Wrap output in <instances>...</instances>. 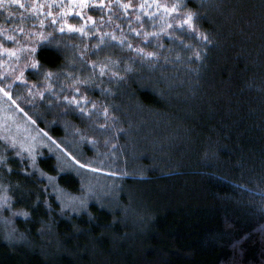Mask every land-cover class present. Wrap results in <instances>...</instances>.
I'll use <instances>...</instances> for the list:
<instances>
[{"label":"trees","instance_id":"16d2710c","mask_svg":"<svg viewBox=\"0 0 264 264\" xmlns=\"http://www.w3.org/2000/svg\"><path fill=\"white\" fill-rule=\"evenodd\" d=\"M21 3L25 8H0V44L20 28L37 32L32 57L42 68L24 79L49 90L34 122L57 150L38 151L35 166L25 165L28 174L14 156L8 164L14 171L0 169V196L10 189L5 194L16 213L10 238L0 228V264H264V0ZM129 3L133 7H121ZM157 3L186 5L180 11L192 13L211 42L184 34L181 43L175 14L157 12ZM69 24L87 34L69 31ZM131 28L160 36L145 40ZM104 33L117 39L103 36L100 44ZM124 36L133 49L119 43ZM189 44L202 59L192 60ZM136 47L159 55L142 57ZM48 71L53 76L46 80L41 73ZM77 79L90 81L81 91L124 130L118 148L125 147L126 133L132 150L121 159H95L111 197L87 200L73 211L61 208L54 188L84 195L82 156L91 150L83 146L81 154L67 140L70 129L87 128L80 111H69L75 106L63 100L74 94ZM110 200L116 205L105 204Z\"/></svg>","mask_w":264,"mask_h":264},{"label":"rangeland","instance_id":"374dc122","mask_svg":"<svg viewBox=\"0 0 264 264\" xmlns=\"http://www.w3.org/2000/svg\"><path fill=\"white\" fill-rule=\"evenodd\" d=\"M2 30V29H0ZM13 32V31H11ZM2 33V31H0ZM37 32L25 29V32H17L15 36L19 43L14 41L11 47L6 48L8 44L5 41H2L0 44V74L11 73L15 70L16 75L20 74V69L26 63H31L33 60L32 53L29 54L27 51H22V46L27 43L29 48H32L36 40L38 39ZM20 37V39H19ZM6 40V37L4 38ZM10 41L9 43H12ZM4 46V48L2 47ZM4 49H12L16 52V56H11L9 53L5 52ZM19 57V59H17ZM32 70L30 68H23L24 75L27 71ZM0 82L4 84H14L19 83L21 88L11 89L12 99L16 101V104L19 105V108L16 107V104H13L8 97H5L2 92H0V138L7 137L9 139H14L18 144L23 143L25 148L31 145L34 148V155L37 154L38 151L42 150V148H46L51 152H56L57 148H55L50 141L46 139V135L42 132L40 128L35 124L37 115V107L39 106V102L43 99V95L48 92V88L45 85H38L37 88L33 89V95L28 94V88L24 87L21 81L15 80V76H12L11 79H4V75H0ZM29 85H33L28 83ZM36 85V84H35ZM42 86V87H39ZM51 89V87H50ZM70 89V87H67ZM42 94V95H41ZM27 98V99H25ZM53 99L59 104L61 101L57 100V97L53 95ZM47 100V108L52 109L54 106H50V100ZM23 109L21 112L20 109ZM99 112H96L95 115L92 116L91 119L88 118V113L82 114L79 112V117L84 120L86 124V130H81L77 132V130H71L70 128V138H68V145L72 150H80L81 154L83 153L82 148L86 146L90 151V154L82 156V162L84 164H88V168H84L83 171V180L85 183L84 195L81 197L76 195L74 197L69 194L63 192L60 193V190L54 188V193L57 195L58 201L60 203L61 208L68 210H78L81 209L82 203H86L87 200H101L102 198L107 201L109 196L111 197V192L109 190V184L105 183L104 185L108 190L103 189V182L99 180L100 177L97 175V171L101 169L102 166L98 165L95 162V159L101 158L103 161L107 157L114 159H121L123 155H127L132 150V147L129 145V137L128 134H124L123 139H127V142L124 140L123 143L125 147H121L119 149L118 139L123 135L124 130L119 126L117 129L115 127V123L110 116V112L108 111V119L106 120L103 111L99 106H97ZM89 112H95L92 107H88ZM64 123L62 120H60ZM104 124L105 129H101L100 125ZM97 132L99 136H97ZM84 137L82 140L81 137ZM3 143L5 141L1 139ZM122 140V139H121ZM90 141H95L92 143ZM64 141H60L62 144ZM57 143V142H56ZM57 143L58 145H60ZM4 145V144H2ZM117 147V149H116ZM119 147V148H118ZM130 150V151H129ZM127 151V153H125ZM92 165V166H91ZM104 181V180H103ZM2 181L0 180V188H3ZM4 192V191H3ZM5 195V192L3 193ZM1 195V196H3ZM107 205L114 206L116 205V201L110 200ZM74 208V209H73ZM77 208V209H76ZM9 210V211H7ZM71 211V212H73ZM5 213V214H4ZM16 217V213L13 212L10 208L6 209L0 207V228L3 231V235L7 238H10V232L13 229V219Z\"/></svg>","mask_w":264,"mask_h":264},{"label":"snow or ice","instance_id":"6c2138e0","mask_svg":"<svg viewBox=\"0 0 264 264\" xmlns=\"http://www.w3.org/2000/svg\"><path fill=\"white\" fill-rule=\"evenodd\" d=\"M9 3L19 5V7L21 9L25 8V4L21 3V0H0V8H6V6ZM110 5H111V0H109V6ZM80 6L81 7H88L87 0H81ZM93 6L94 7H96V6H105L104 0H98V5H93ZM33 7L36 8V9H42L44 7V5H42V4H39V5L34 4ZM49 7H51V5ZM121 7H123L125 10H127L128 8L133 7V5L131 3H129V4L121 5ZM145 7H147V5H145V4H140L139 5V8H141V9H143ZM183 7H186V5L179 4V3L172 4L171 6L161 5L159 3H157V5H156L157 12H159V10L161 8H163L165 14H168V13L175 14V16L172 17V18L174 20L176 28H178L181 31V37H180V42L181 43H183V35L184 34H187L191 38H198V43H200V44L210 43L211 42L210 37L208 35L200 32L195 27L194 15L192 13H190V12L185 13V12H181L180 11V9L183 8ZM9 15H12V13H10ZM77 15H80L81 17L84 16L83 13H78ZM48 16H52V13L48 12ZM149 16H151L152 19H155V15L153 13L150 12ZM90 20H92V17H90V16L86 17V22L90 21ZM101 20H103V17H101ZM137 20L139 21V17H137ZM40 23H41V25H43V21H41ZM52 23L55 24L56 20L53 19ZM93 27H96L95 23H93ZM117 27H119V26H117ZM168 29L172 30L173 29V25L169 24L168 25ZM68 30L69 31L80 32L82 34H87V33H85V29H84L83 26L77 28L75 25L69 24L68 25ZM0 31H5V30H0ZM19 31L20 32H25V29L20 28ZM59 31L63 32L64 28L61 27L59 29ZM130 31L134 32L136 34V36L143 35L145 40H147L149 36H152L154 38H158L160 36L159 32H152V33L143 32L142 33L141 31H139V30H137L135 28H131ZM161 31L163 32L164 29L161 28ZM164 34L171 36L172 32L169 31V32H165ZM39 35H40L41 39H44V40L48 39V37L43 36L42 33L39 34ZM49 35H51V34H49ZM103 36H111L112 40H116L117 39V37L115 35H113L112 33H104L101 36V38H100V44L104 43ZM173 38H175V37H173ZM6 40L7 41H15L16 43H19V40L15 36H12V35H7L6 36ZM119 43L121 45H124V44L127 43V47L129 49H133V45L131 43L127 42V37L126 36L122 37L120 39ZM100 44H97L94 47L99 49L100 48ZM85 47L87 48V45H85ZM185 48H187V49H189V50H191L193 52L192 60L202 59L201 51L198 48H194L190 44L189 45H185ZM21 50L22 51H27L29 54L35 52V48H29L27 43H25L22 46ZM4 51L9 53V55H11V56H14V57L16 56V52L13 51L12 49H4ZM134 51L137 54L141 55L142 57L146 56V57L155 58V57H157L159 55L156 52H147V53H145L144 49L143 48H139V47H136L134 49ZM81 55L85 56L86 53L82 51ZM17 59H19V57H17ZM93 66L94 67L97 66L95 64V62H93ZM106 67H107L106 65L101 67V70H100V73H99L100 76H103L105 74L104 69ZM23 68H30V69H32L34 71L39 72V70L42 68V66L39 64L38 61L32 60V62L30 64L26 63V64H24L22 66V68L20 69V74L19 75H16L15 70H13L11 73L0 74V75H4V79H6V80L7 79H11L12 76H15V80L21 81L23 86L28 88V94L29 95H33V89H36L37 85H35V84L29 85L26 82V80L24 79ZM41 74L44 76V78L46 80L50 79L53 76V73L50 72V71L43 72ZM69 75H71V73H69ZM89 82L90 81L88 79H83V80L77 79L76 80V84H75L74 89H73L74 94L69 95V96H63V100L67 102V106H71V105L75 106L74 108L69 107L68 108L69 111L79 110L82 114L88 113V118L91 119L92 116L96 114V112H99V109H97V106H96V104L94 102H92L91 100H89L86 97V95L81 91V87H80L81 85H87ZM12 88H13V84H11V83L4 84L3 82H0V92H2L5 97H8V99L11 100V102L13 104H16V101L12 99V92H11ZM76 94H79V96H80L79 99H77ZM25 99H27V98H25ZM89 105H91L92 109H94L95 112H89V110H88V106ZM16 107L19 108V105L16 104ZM20 111L22 112L23 109L21 108ZM103 115H104L105 119L107 120L108 119V109L106 107L103 109ZM100 128L101 129H105V125L101 124ZM78 131L79 130H77V132ZM0 139H3L5 141L4 147H3V153H0V169H3L4 171H6L8 173H11L12 171H14L13 168L8 167L9 161L14 156L17 159V161L19 162V164L21 165V168L25 172V174H28L27 167L25 165L34 167L35 166V162H36L35 155H34V148L31 145H29L27 148H25L23 143H19L18 144L14 139H9L7 137H3V138H0ZM81 139L83 140L84 137L82 136ZM90 142L95 143V141H90ZM9 152L12 153V156L8 155ZM72 158L75 159V157H72ZM76 163L80 164V161L76 160ZM82 167L88 168L89 165L88 164H84V165H82ZM3 191L5 193H7L8 191H10V189L5 188V189H3ZM11 202L12 201H11V197L10 196H8L6 194L3 195V196H0V207L9 209L11 207ZM25 215H26V213H25Z\"/></svg>","mask_w":264,"mask_h":264}]
</instances>
